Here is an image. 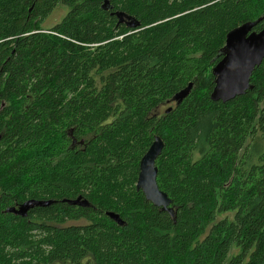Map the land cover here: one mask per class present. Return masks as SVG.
<instances>
[{
	"label": "trees",
	"instance_id": "16d2710c",
	"mask_svg": "<svg viewBox=\"0 0 264 264\" xmlns=\"http://www.w3.org/2000/svg\"><path fill=\"white\" fill-rule=\"evenodd\" d=\"M104 1L0 0V264H264V60L244 95L209 97L264 0ZM155 136L175 223L136 190ZM30 199L53 203L4 213Z\"/></svg>",
	"mask_w": 264,
	"mask_h": 264
},
{
	"label": "water",
	"instance_id": "95a60500",
	"mask_svg": "<svg viewBox=\"0 0 264 264\" xmlns=\"http://www.w3.org/2000/svg\"><path fill=\"white\" fill-rule=\"evenodd\" d=\"M108 1L105 0L102 8L106 9ZM118 23L125 24L128 28L136 27L137 24L121 12H115ZM258 19L253 23H245L229 32L226 36L223 58L213 67L214 88L210 93L212 102H229L236 97L242 96L249 89L250 77L256 67L264 60V27L259 31H253ZM192 83L176 94L171 102L179 105L189 94ZM169 107L166 110L168 113ZM164 148V142L159 136H155L150 147L139 162V174L136 182V190L141 191L146 201L162 212H167L175 223V210L170 207L171 200L166 193L159 190L156 177L157 168L155 162ZM79 198L75 201H66L71 204H80ZM53 202L48 200H26L17 207H8L4 213H10L19 217H26L29 210L37 207H46ZM107 217L118 225L122 221L119 216L112 212L105 213Z\"/></svg>",
	"mask_w": 264,
	"mask_h": 264
},
{
	"label": "rangeland",
	"instance_id": "374dc122",
	"mask_svg": "<svg viewBox=\"0 0 264 264\" xmlns=\"http://www.w3.org/2000/svg\"><path fill=\"white\" fill-rule=\"evenodd\" d=\"M67 10L63 7H57L53 13L43 22L42 27L44 29H49L53 27L54 25L58 24L62 18L65 16ZM170 106V104H168ZM162 112V109H161ZM225 215H220L219 218H223ZM84 221H78V222H69L68 225H78L83 224Z\"/></svg>",
	"mask_w": 264,
	"mask_h": 264
}]
</instances>
